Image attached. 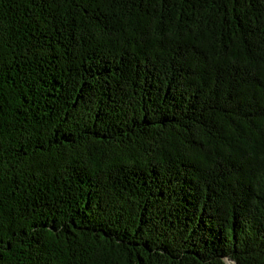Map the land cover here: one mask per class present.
Returning a JSON list of instances; mask_svg holds the SVG:
<instances>
[{"label": "trees", "instance_id": "trees-1", "mask_svg": "<svg viewBox=\"0 0 264 264\" xmlns=\"http://www.w3.org/2000/svg\"><path fill=\"white\" fill-rule=\"evenodd\" d=\"M264 264V0H0V264Z\"/></svg>", "mask_w": 264, "mask_h": 264}, {"label": "rangeland", "instance_id": "rangeland-1", "mask_svg": "<svg viewBox=\"0 0 264 264\" xmlns=\"http://www.w3.org/2000/svg\"><path fill=\"white\" fill-rule=\"evenodd\" d=\"M227 264H234L233 262H231V261H227Z\"/></svg>", "mask_w": 264, "mask_h": 264}]
</instances>
